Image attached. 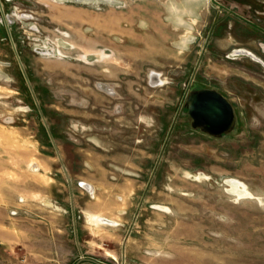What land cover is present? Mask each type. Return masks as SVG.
Segmentation results:
<instances>
[{"label": "rangeland", "instance_id": "1", "mask_svg": "<svg viewBox=\"0 0 264 264\" xmlns=\"http://www.w3.org/2000/svg\"><path fill=\"white\" fill-rule=\"evenodd\" d=\"M263 62L264 0H0V264H264Z\"/></svg>", "mask_w": 264, "mask_h": 264}, {"label": "water", "instance_id": "2", "mask_svg": "<svg viewBox=\"0 0 264 264\" xmlns=\"http://www.w3.org/2000/svg\"><path fill=\"white\" fill-rule=\"evenodd\" d=\"M191 125L212 136L228 133L236 119L232 103L213 88H199L187 97Z\"/></svg>", "mask_w": 264, "mask_h": 264}, {"label": "bare ground", "instance_id": "3", "mask_svg": "<svg viewBox=\"0 0 264 264\" xmlns=\"http://www.w3.org/2000/svg\"><path fill=\"white\" fill-rule=\"evenodd\" d=\"M237 53H245L248 54L250 56H252L253 58L257 59L258 61H261L253 52L246 50V49H241V50H237ZM235 53V52H234ZM264 63V62H263Z\"/></svg>", "mask_w": 264, "mask_h": 264}, {"label": "crops", "instance_id": "4", "mask_svg": "<svg viewBox=\"0 0 264 264\" xmlns=\"http://www.w3.org/2000/svg\"><path fill=\"white\" fill-rule=\"evenodd\" d=\"M251 51V50H250ZM251 52H253V51H251Z\"/></svg>", "mask_w": 264, "mask_h": 264}]
</instances>
